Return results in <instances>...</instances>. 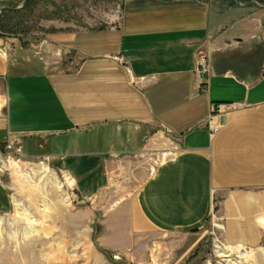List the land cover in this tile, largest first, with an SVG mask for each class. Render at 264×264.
<instances>
[{"label": "crops", "instance_id": "1", "mask_svg": "<svg viewBox=\"0 0 264 264\" xmlns=\"http://www.w3.org/2000/svg\"><path fill=\"white\" fill-rule=\"evenodd\" d=\"M49 43L44 62L0 53V144L11 137L27 155H50L89 198L151 130L169 131L178 152L141 187L143 221L194 234L217 200L223 214L249 216L230 237L254 236L264 224V16L225 0H124L108 27L60 31ZM232 103L248 107L212 114Z\"/></svg>", "mask_w": 264, "mask_h": 264}, {"label": "rangeland", "instance_id": "2", "mask_svg": "<svg viewBox=\"0 0 264 264\" xmlns=\"http://www.w3.org/2000/svg\"><path fill=\"white\" fill-rule=\"evenodd\" d=\"M123 1L34 0L23 9L25 0H0V14L9 5L23 9L1 18L0 53L6 58L36 56L44 62V54L54 51L49 43L54 34L106 28L119 19ZM225 1L264 16V0ZM5 104L1 87L0 127L5 125ZM161 131L151 130L141 152L122 156L110 169L108 185L89 198L80 195L76 184L69 186L67 178L73 180L72 175L53 157L27 155L19 140L12 146L7 137L0 144V264H264V224H257L252 237H230V231L246 225L249 216L223 214L221 201H215L212 217L194 234L163 233L143 221L137 209L140 189L179 148L177 137ZM12 159L20 160L19 166ZM33 169L38 173L29 181L24 173ZM55 175L64 183L62 188L51 181ZM261 203L260 221L264 196ZM230 246L237 247L232 260L219 253Z\"/></svg>", "mask_w": 264, "mask_h": 264}, {"label": "bare ground", "instance_id": "3", "mask_svg": "<svg viewBox=\"0 0 264 264\" xmlns=\"http://www.w3.org/2000/svg\"><path fill=\"white\" fill-rule=\"evenodd\" d=\"M4 55V54H3ZM5 56V55H4ZM238 104V103H236ZM219 105H227V104H219ZM241 104H239L238 106H240ZM225 114V112H223ZM213 114V113H212ZM214 115V114H213ZM218 127V126H217ZM11 142H14V140H11ZM19 162L20 160L18 159H12V163H14L15 166H19ZM46 166L40 167L38 170H40V172H44ZM37 170L33 169L31 171H27L26 173H24V175L28 178V180L30 181L33 178V175H35ZM23 175V174H22ZM69 186L70 185H74V180H70L69 178H67ZM51 181L53 182L54 185L58 186L59 188H62L64 183L62 184L61 180L59 179V177L57 175L53 176V178H51ZM31 183V182H29ZM39 190V187L37 188ZM66 196V195H65ZM30 220V219H29ZM242 248L240 249V251L244 254L247 253V251L245 250L246 247L241 246ZM237 247H233L230 246L228 248V251H224L223 249H220L219 253L222 257L227 258L228 260H232L231 258V253L234 251V249Z\"/></svg>", "mask_w": 264, "mask_h": 264}, {"label": "built area", "instance_id": "4", "mask_svg": "<svg viewBox=\"0 0 264 264\" xmlns=\"http://www.w3.org/2000/svg\"><path fill=\"white\" fill-rule=\"evenodd\" d=\"M208 70H209L208 62L206 60L202 61L200 63V72L204 74V73L208 72ZM238 105L239 104H236V103L228 104V105H217L213 109V114L214 115H218L222 111L224 112L225 109L230 108V107H235V106H238ZM208 124H209V127H210V129H211L212 132H214V133L217 132V130H218V127H217L218 124L213 125L212 119L210 120V122ZM10 145L13 146V145H15V143L10 141Z\"/></svg>", "mask_w": 264, "mask_h": 264}, {"label": "trees", "instance_id": "5", "mask_svg": "<svg viewBox=\"0 0 264 264\" xmlns=\"http://www.w3.org/2000/svg\"><path fill=\"white\" fill-rule=\"evenodd\" d=\"M32 1H34V0H25L23 9H26L28 7V5ZM23 9H17L16 7H13V6L9 5V6L5 7L2 10V12L0 14V20H1V18H3V16L5 15V13H10V14H17L18 13L19 14V12L22 11ZM9 32H11V31H9Z\"/></svg>", "mask_w": 264, "mask_h": 264}]
</instances>
